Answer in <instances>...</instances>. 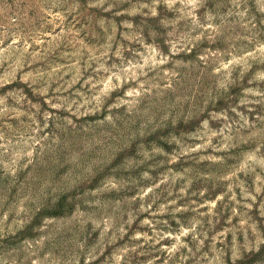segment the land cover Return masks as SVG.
<instances>
[{
    "label": "rangeland",
    "instance_id": "rangeland-1",
    "mask_svg": "<svg viewBox=\"0 0 264 264\" xmlns=\"http://www.w3.org/2000/svg\"><path fill=\"white\" fill-rule=\"evenodd\" d=\"M0 264H264V0H0Z\"/></svg>",
    "mask_w": 264,
    "mask_h": 264
}]
</instances>
